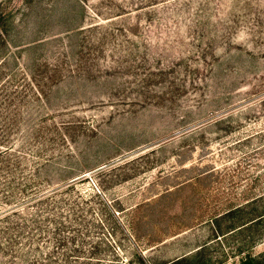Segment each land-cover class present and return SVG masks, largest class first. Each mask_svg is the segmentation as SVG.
Wrapping results in <instances>:
<instances>
[{
	"label": "rangeland",
	"instance_id": "1",
	"mask_svg": "<svg viewBox=\"0 0 264 264\" xmlns=\"http://www.w3.org/2000/svg\"><path fill=\"white\" fill-rule=\"evenodd\" d=\"M2 130L41 184L0 209L74 183L92 224L85 251L24 253L264 261V0H0Z\"/></svg>",
	"mask_w": 264,
	"mask_h": 264
},
{
	"label": "trees",
	"instance_id": "2",
	"mask_svg": "<svg viewBox=\"0 0 264 264\" xmlns=\"http://www.w3.org/2000/svg\"><path fill=\"white\" fill-rule=\"evenodd\" d=\"M0 140V204L5 206L17 201V194L29 192L41 183L34 173L27 172V162L18 150L8 143L7 130H2ZM74 183H68L63 191L52 190L50 193L39 197L34 201L36 210L28 216L19 215L15 220L11 219L16 211H6L9 208L0 209V252L12 257L11 264H55L51 258H40L38 255L30 256L24 253V246L20 241H27L31 246H39V242L47 239L52 243L50 251H85V240L90 234L89 209L80 207L73 198L58 199L63 193L74 187ZM82 195H77L80 198ZM57 198L58 201L55 199ZM12 205H15L12 204ZM65 205V211L60 209ZM63 207V208H64ZM72 212V213H71ZM65 219V220H63ZM80 240V245L77 242ZM72 245V248L69 246ZM33 247L31 251H38ZM64 249V250H63ZM88 251H100L97 245H90ZM197 252L192 257H181L163 264H204L200 263ZM19 260L15 262L14 260ZM2 264H7L6 262ZM242 264H264V261L247 257Z\"/></svg>",
	"mask_w": 264,
	"mask_h": 264
}]
</instances>
